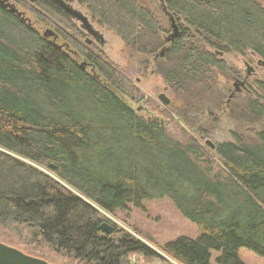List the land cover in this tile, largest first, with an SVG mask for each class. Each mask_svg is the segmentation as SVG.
<instances>
[{
    "label": "trees",
    "instance_id": "obj_1",
    "mask_svg": "<svg viewBox=\"0 0 264 264\" xmlns=\"http://www.w3.org/2000/svg\"><path fill=\"white\" fill-rule=\"evenodd\" d=\"M7 1L47 35L0 6V243L47 264H127L130 257L141 264H212V253L214 264H242L241 248L264 259V103L246 99L238 106L228 97L223 104L217 94L213 106L257 132L216 145L222 170L212 174L201 147L182 146L160 122L130 108L143 100L137 89L77 41L68 17L46 0ZM74 2L136 54L154 62L164 56L169 64L159 75L182 101L183 120L208 114L203 105L211 102L215 72H226L219 55L248 52L264 63V8L257 0H162V11L141 0ZM170 17L177 35L164 49ZM257 85L264 97V85ZM164 198L199 233L165 244L166 258L129 235L98 229L106 221L96 208L113 215Z\"/></svg>",
    "mask_w": 264,
    "mask_h": 264
},
{
    "label": "rangeland",
    "instance_id": "obj_2",
    "mask_svg": "<svg viewBox=\"0 0 264 264\" xmlns=\"http://www.w3.org/2000/svg\"><path fill=\"white\" fill-rule=\"evenodd\" d=\"M141 1L148 6L154 5L161 11L163 9L162 0H154L155 2L153 5L145 0ZM257 1L262 8H264V0ZM70 5L73 9L79 10L88 18L93 28L102 35L104 45L100 47L98 43L93 42L91 46H88L85 42V40L88 39L86 33L80 29L79 23L71 21L72 25L77 28L81 36L80 38L76 37L77 41L89 50L102 56L133 84L143 98L140 104L128 103L130 108L139 117L144 119L150 118L160 122L168 137L182 146L194 142L201 147L202 149H200L205 153L201 161L203 160L206 163H210L208 166L212 169V174L219 173L222 170L221 163L215 156L214 150H211L210 147L206 145V142H209L215 147L222 143H236L235 136L243 139V141L246 138L250 140L254 138L257 132L255 127H247L246 124L242 125L241 123L239 124L230 120L226 116V110H218L217 107L213 106L212 102L215 100L218 101L217 94L220 93L224 96L221 100L223 104L227 102L228 97L233 104L238 106L243 104L246 99L259 100L264 103V99L260 98L261 96L263 97V91L260 90L257 85V83L264 85V63L262 61L253 57L248 52L243 55H219V59L223 60L225 63L226 72H215V84L212 89L213 94L211 95V102H207L203 105L207 107L208 114L205 117H203V115L194 117L195 115L191 114L188 120H183L182 117L177 114V112L183 108L182 101L173 93L171 88L164 83L159 75V71L166 69L164 67H168L169 64L164 56L159 57L158 61L154 62L153 57L136 54L112 33L98 27L85 10L80 8L76 2H72ZM154 6L153 8H155ZM16 7L19 12L24 13L23 17L28 19L31 27L39 33V35L45 33L47 28L44 25L38 23L25 9L17 5ZM165 21L167 22V27L165 28L166 32L164 34L162 33L161 37L166 42V39L173 35V31L170 22L168 20ZM47 38L49 42L60 46L63 53L71 60L78 64L81 63V60L76 58L75 55L68 50L69 48L65 46V42H63L61 38L57 37V39H55L54 36H48ZM169 44V42H166L164 49L168 48ZM161 51H158L157 54ZM249 68L252 69L250 73H248ZM245 78H247L246 84L243 83V85H240ZM236 79L238 82H235ZM159 95H163L169 100V104L163 105L158 100ZM18 159L53 177L46 168L21 158ZM205 162L203 166H205ZM64 187L89 204L84 197L80 196L69 187L65 185ZM96 210L104 217L105 223L116 231L117 234L113 233L112 237L119 238L122 235H129L149 248L152 252L162 257H165L161 252L165 244L181 237L195 240L199 235L196 226L182 218L172 203L166 198L143 203L141 209L129 206L126 211L116 212L113 215H109L97 208ZM216 256V253H212V264H214ZM238 258L242 264H264L263 258L243 248L239 249ZM169 263L175 264L172 261H169Z\"/></svg>",
    "mask_w": 264,
    "mask_h": 264
},
{
    "label": "water",
    "instance_id": "obj_3",
    "mask_svg": "<svg viewBox=\"0 0 264 264\" xmlns=\"http://www.w3.org/2000/svg\"><path fill=\"white\" fill-rule=\"evenodd\" d=\"M46 1L50 5L55 7L58 11H60L63 15L68 17L71 21H75L76 23H79L80 29L86 33L88 38L98 43L100 47H103L104 41L99 31L93 28V26L89 23V20L85 15H83L79 10H75L71 7L70 4L74 2V0H46ZM0 6L8 9L11 13H14L18 16L20 15L23 16V14L19 13L14 8L13 5H10L8 3L7 0H0ZM170 23H171L173 35L169 36L166 39V42H171L177 35V27L171 17H170ZM46 35H47L46 33L43 34V36H46ZM90 39H87V42H90ZM82 66L83 64H81V67ZM240 85H243V83H240ZM158 100L163 105L169 104V100H167L163 95H159ZM206 145L209 146L211 150H214L215 148L209 142H206ZM49 168L54 169V166L49 165ZM98 229L101 233L108 235V236H110L113 233V228L109 226L107 223H102ZM0 261H2V264H47L46 262L42 260L27 256L19 252L18 250L5 246L1 243H0Z\"/></svg>",
    "mask_w": 264,
    "mask_h": 264
},
{
    "label": "flooded vegetation",
    "instance_id": "obj_4",
    "mask_svg": "<svg viewBox=\"0 0 264 264\" xmlns=\"http://www.w3.org/2000/svg\"><path fill=\"white\" fill-rule=\"evenodd\" d=\"M54 38L57 39V37H54ZM87 38H88V36H87ZM88 39H90V38H88ZM85 42H86V44L88 46H91L94 41L92 39H90V42H87V39H86ZM246 66H248V65H246ZM250 71H252V69L249 68L248 69V73H250ZM246 79L247 78H245L241 83H245L246 84ZM235 82H238L237 79L235 80Z\"/></svg>",
    "mask_w": 264,
    "mask_h": 264
},
{
    "label": "built area",
    "instance_id": "obj_5",
    "mask_svg": "<svg viewBox=\"0 0 264 264\" xmlns=\"http://www.w3.org/2000/svg\"><path fill=\"white\" fill-rule=\"evenodd\" d=\"M142 260H136L135 257H130L127 264H141Z\"/></svg>",
    "mask_w": 264,
    "mask_h": 264
},
{
    "label": "snow or ice",
    "instance_id": "obj_6",
    "mask_svg": "<svg viewBox=\"0 0 264 264\" xmlns=\"http://www.w3.org/2000/svg\"><path fill=\"white\" fill-rule=\"evenodd\" d=\"M0 264H2V261H0Z\"/></svg>",
    "mask_w": 264,
    "mask_h": 264
}]
</instances>
